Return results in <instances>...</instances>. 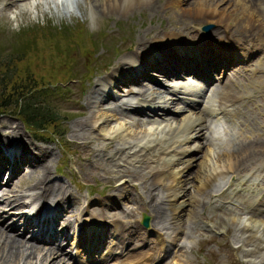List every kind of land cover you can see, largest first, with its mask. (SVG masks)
<instances>
[{
  "label": "rangeland",
  "instance_id": "rangeland-1",
  "mask_svg": "<svg viewBox=\"0 0 264 264\" xmlns=\"http://www.w3.org/2000/svg\"><path fill=\"white\" fill-rule=\"evenodd\" d=\"M110 1L111 0H14V2H8L6 0H0V45L3 48V52L6 54L4 55V53L2 54L1 52L0 65L3 66L2 64H4V61L8 58L7 54L11 50V45L17 44L15 43V40H18V35H24V32L28 31L29 34L26 33L27 37L24 36L26 38L34 37V43L37 45L36 51L29 52L27 56L25 55L23 57V59L19 58L17 59L18 61L11 59L8 61L6 64L8 68L5 67L7 69L5 76L0 73V97L1 93L8 92L12 77L16 74L21 73V75L26 76L23 78L18 75V81L23 84H26L27 82V84H30V82H33V76L30 75L29 71L30 67L37 77L41 75L39 78L42 79L39 82L41 86L43 85L42 89L48 91V93L42 97V100L47 103V106L51 107L58 113L57 116L59 118L58 123L54 125L56 127L53 126L52 129L47 127L40 130L38 135L42 137V139H37L17 114L9 112L11 106H6V108H4V106L0 107L2 110V112H0V140L2 142L5 141V144L0 143L1 147L11 145L19 148L21 152L23 151L25 156H29L26 163L18 168L15 177H13L7 185L0 188H9L21 191L22 193L28 192L34 195L37 189L35 188L34 192H29L30 190H28V187L32 185L31 183L33 181L34 184L36 183L35 175L41 171L40 163L45 162L48 166L47 174H49V182L52 181L51 183L59 184L61 181L60 184L67 186L71 193L74 195L78 194V206L74 203L75 206H72L75 207L74 212L68 216L66 214L64 216L66 221L69 222L67 223L66 228L68 230L67 235L70 230L76 232L81 222L80 219L88 215L86 207L91 209H102L104 215H101V217H103L101 219L105 220L107 223H109L108 221H112L105 211H117L119 212V215L117 221L115 220L117 226L115 232L116 239L113 241H117L116 244L120 246L119 248L122 249L125 247L123 253L126 251L131 252L129 254L132 255L131 257L134 259L135 256L139 257L142 255L149 258L154 251H156L157 247L155 232L165 234L166 236L171 235L170 225H172V221L171 219H168L170 217L171 207L164 205L160 206L155 211V213L158 211L157 217L159 218V221L162 220V222H164L163 224L167 225L163 227H160L158 224L153 225V219L148 204L153 198H162L165 189L160 185L151 183L150 180L152 179V173L147 171V169H144L137 163L120 164L118 160L124 151H132L138 143H142L147 138L149 139L150 136H155L159 129L164 126L167 116H163L164 118L166 117L165 119L157 116L147 119V117L139 113L137 115L144 119H140L141 122L135 117L129 115L125 109H123L124 107H119V101H117V98L118 96L122 97V95L120 94L121 92H116L118 94L117 98H115V96L114 100H105V105L111 109L110 112L113 116L106 117L107 115L109 116L108 111L105 112V115L100 111L95 117V119L101 116H104V119L109 118V125L104 126L105 129L110 130L111 132V134L107 135L103 133L102 129L104 128L101 129V127L96 126V124L91 125L93 124L92 119L86 117L88 103L86 104L85 102V96L93 85H98L97 81L104 73H106V69L117 64L118 60L121 61L123 56L131 53L129 50L131 44H133V41L138 38L139 35L142 36L144 29L147 30L152 27L154 31L159 33L158 38H160L162 30L167 31V29H176L181 25L176 22L177 19L170 17L173 13L177 15V9H173L174 6L172 7L171 4L167 3V0H152L151 2L132 0L130 3L125 0L118 4L114 3L109 7L108 4H110ZM183 2H180L182 8L190 7L193 1L189 0V3H185L187 1L184 0ZM226 2L232 3L230 0H217L214 2L212 6L218 8L221 14L215 15L212 21L203 22L201 25H198V23L194 25L199 29V31L196 32L199 35L196 33L193 34V32L187 30L190 27L183 28L185 30V35L193 40L200 38H210L212 40L215 38L217 40L230 39L236 41L240 47L254 51L252 52L250 59L244 61V65L255 62L261 57V54L258 57L255 55L260 46L253 48L252 43L247 39V37L251 36H248L247 34L250 32V29L247 27L246 29H248V31L240 33L244 35H241L242 37H235L237 34L231 32L235 27H240L245 30V26L243 25V22H239V20L243 19L240 14L229 13L232 20L228 21L229 19H225L224 12H230L231 9V6ZM148 3H153L157 6L155 14L151 15L148 9ZM245 5L246 8L253 10L252 18L247 20L248 22L258 23L259 20H256L258 16L261 20H264V0H249ZM12 14L15 16L14 19L12 18ZM221 15L222 17H219ZM176 17L177 16H175V18ZM219 21L227 22L225 24L226 26H221V23L217 25V22ZM47 24L49 27L66 29L65 36H43V29H47L44 27ZM206 24H211V27L207 32H204L201 29V26ZM162 27L165 29H162ZM216 27L219 32H215L216 29L214 28ZM39 28L42 29V32H40ZM76 29L80 31V35H78V32H74ZM70 30H72V34L68 36L67 33L69 34ZM179 30L183 31L182 29ZM36 36L40 38L37 41H35ZM78 36L80 39L77 40L76 38H78ZM261 36H264V34ZM151 46L152 43L148 45L147 41L143 43L142 48L139 51L141 58L143 57L144 51H147ZM166 48L167 47L164 49ZM56 49L58 50L57 52L54 51ZM234 49L237 50L236 47H234ZM262 58L264 59V53L262 54ZM24 61L28 62L29 64L27 65L29 66L26 68L22 67L23 71H21V69L17 70L19 67L18 64ZM49 63L50 66H53L52 71H49L47 68ZM104 63H108L107 66H110L102 69L101 67ZM253 65L254 64L252 63V66ZM228 67H231V65L229 64ZM148 72L150 73L152 71L148 70ZM2 76L5 80H2ZM116 77H119V75ZM160 77L163 76L160 75ZM258 79L259 80L252 83V85L250 84L251 88L246 91V94L251 99H246L245 103L249 104L251 107V101L254 102V100H261L263 105H261L260 109L264 111V74ZM161 80L167 82L164 78ZM148 84L152 85L151 83ZM131 85L135 86L134 84ZM123 89L124 87L121 86L122 92ZM111 91L113 92V90ZM175 104H177V102ZM245 109L246 110L242 111L243 113L240 114V119H244L245 115H249V117L245 119L248 125L253 126L254 120L258 123V121L264 119V117L258 115V111L254 112V116L248 113L253 110L252 108ZM93 110H96V107H94ZM115 110L118 113L113 112ZM158 112L160 111L158 110ZM170 117H172V115ZM157 118H160V122L157 121ZM134 120H138L139 125H136L138 127H133L130 135H126L122 130H118L121 128V124L123 126L124 123H129L130 121L133 122ZM205 122L206 123L204 124H207L209 121L207 120ZM224 123L225 122H220V120L219 122L217 120H212L210 121V127L204 128L203 131L215 135V133H217L215 130L217 128H222ZM158 125L161 127L154 131ZM211 128L212 131H210ZM235 128L236 126L228 123L225 129L222 130L224 133V135H222V140L227 141L228 131H233ZM59 131L61 134H58ZM37 132L38 131H36V134ZM197 137L196 140L199 141L200 145L198 144L196 147L197 150H194L195 155L193 160H195V162L196 160L201 159L202 150L205 148L204 145L210 141L209 137L206 138V136L202 137V135H199ZM4 138L6 140H4ZM209 143L211 144V142ZM212 145L218 150L216 144ZM27 162L38 163H35L33 167L35 168L33 174L28 172V167H30V165H28ZM195 162L188 169L185 168L184 170L186 182L192 180L193 175L197 172L195 170L197 169V163ZM244 164L246 163L242 162L240 166H247ZM242 167H239V169ZM122 169H126L124 175L121 176L122 178L117 177L118 175L116 176V173L121 172ZM214 175L215 176L210 180L198 186V191L197 189H194L191 192L194 195L190 194L186 196L185 199L187 203L182 206L183 209L179 206V216L175 217L173 222L177 225L176 229L178 228L184 235L182 234L177 241L173 240L172 244L174 245L172 246L170 244V249L168 248L165 250V253H161V255L159 254V257L152 261L153 264H260V262H253L252 259H248L249 257L242 255L237 235V224L230 221L229 216L232 211H230L229 207L231 204L233 209H239L238 211L241 212L243 211L242 209L247 207L252 201V197L255 193L263 195L264 177L258 176L253 180L258 182L255 188L244 189L245 191H237L235 196L232 197V199L236 198L235 202L222 199L220 203H214L212 200V194L217 191L218 187L223 185L224 180L226 179V172L221 171L218 175ZM123 180L125 181L124 187H120L119 185ZM144 180H146L147 183L150 181V184H144ZM113 183L119 186L121 190H124L123 198L116 199L117 192L113 191L115 189H112L114 186ZM204 184H206V186ZM184 189L186 191L187 187ZM187 190L189 191V189ZM217 192H219V189ZM107 193L109 194L105 196ZM110 197L114 198V200L111 198L113 200L112 205L106 203V199L109 200ZM93 198L99 199L98 204H96L97 202L90 201ZM27 199L28 197L24 198L25 201ZM160 201L161 200L159 199V202ZM0 203H2L1 198ZM161 203L164 204V202ZM219 205H226L227 207H213ZM31 206L34 207L35 204H32ZM195 207L196 209H194ZM80 208H82V210ZM141 211L146 212L150 216V226L148 225L145 231L139 222ZM6 217L9 216H0V222H2L3 225L11 224V219L7 222H3ZM119 222L123 224L122 227L118 225ZM19 225L20 222L15 225L18 226L16 229L18 230L17 233L20 232L19 230L22 227ZM147 231L152 232V234H146ZM77 233H79V231ZM104 234L106 243H103L106 244V247L107 244H109L106 241L109 231L104 229ZM83 236L84 233H82V238ZM167 240H169V238H167ZM36 243L40 244L38 246L47 245L39 242ZM86 243V240L82 239V244ZM68 244V242L63 244L65 249L69 248L67 247ZM176 244L179 245L178 249ZM151 250L153 251L151 252ZM91 253L92 252H88L85 249L83 259H81L84 264H89L88 258ZM37 256L38 255H35L34 259H38ZM19 257L16 259V262L10 263L22 264V259L24 257L22 259ZM127 257L128 256L124 253L119 256L118 259L121 262L126 263ZM53 259L57 260L60 264H71L66 250L60 254H55ZM110 260L111 259L109 258L107 261H98L96 264H107ZM0 264H6V262H0ZM31 264H37V261H34ZM76 264L80 263L76 262ZM261 264H264V262H261Z\"/></svg>",
  "mask_w": 264,
  "mask_h": 264
},
{
  "label": "bare ground",
  "instance_id": "bare-ground-1",
  "mask_svg": "<svg viewBox=\"0 0 264 264\" xmlns=\"http://www.w3.org/2000/svg\"><path fill=\"white\" fill-rule=\"evenodd\" d=\"M6 1L14 2V0H6ZM121 1L123 2L125 0H111L108 6L111 7L114 3L118 4ZM126 1H128L129 3L132 2V0H126ZM143 1L151 2L152 0H143ZM183 1L184 0H167V3L171 4L172 7L174 6L173 9H177L176 10L177 15L173 13V15H171L170 17L177 19L176 22H178V24L181 25L178 26L179 28L167 29V31L162 30V34L160 35L161 36L160 38H158L159 33L157 31H154L152 27L147 30L144 29L142 36L139 35L138 38H136L133 41V44H131L130 46L129 50L131 51L132 54L128 53L126 56H123L121 58V61L118 60V63L114 64L112 67L109 65L110 67L109 66H108L109 68L107 67L108 69H106V73H104L102 77L98 79L97 81L98 85L96 86L93 85V87L89 90V92L85 96V102L86 104L88 103L86 117L88 118L90 117L92 119L93 124L91 125L96 124V126H100L101 129L104 128V126L109 125L108 122L109 118L104 119V116H101L95 119L96 114L102 111V113L105 115L106 114L105 112L108 111L109 116L107 115L106 117L113 116V114L110 112L111 109H109L105 105V100H114L115 98H117L118 94L116 92H121L120 94L122 95V97L118 96L117 98V101H119L118 102L119 107H124V109L127 112L131 113L130 111L132 110L137 112L145 110V113L147 115L149 113L151 115L152 114L155 115L156 113L155 109L158 108L160 112H158L157 109V113L159 115L158 114L156 115L162 118L163 116L168 115L167 111L171 112L170 105L174 103V99L180 98L181 107L179 106L180 109L177 110L176 113L173 112L177 116H173V115L172 117L168 116L166 118V122L164 126L161 129H159L158 133L155 136H150L149 139L147 138L142 143H138L134 147L135 149L132 151H124L120 155L118 160L120 164L137 163L144 169H147V171H150L152 173V179L150 180L151 183L160 185L165 189L164 196L162 198H153L148 204L149 211L153 219L152 220L153 225L158 224L160 227L166 226L167 224L164 225L163 224L164 222H162V220L159 221V218L157 217L158 211L155 213L157 208L164 205L170 206L171 207L170 217L167 218L171 219V221L174 220L173 217L177 214L179 210V206L182 207L186 205L187 203L185 199L186 196L192 194L191 192L194 189H197L198 186L210 180L213 176H215L214 174L218 175L219 172L221 171L222 172L225 171L226 173H229V177L224 180V183L220 188L219 194L217 195V197H215V200L219 201L220 198H227L235 202L236 198L232 199V197L235 196L236 191L238 189L244 191L245 188L247 189L255 188L256 184H254L253 181H249V179H251V176L253 177L259 176L261 174L260 171L264 169V120H262L263 124L257 123L256 126H252L251 130L248 131L241 126V124L243 123H237L235 117V114L241 111V105L244 103L245 94H241V93L240 94L237 93L236 95L230 94L229 93V91L231 90L230 84H227L226 86H222L220 80L217 83V89L215 90L214 95H211L208 98L209 102L206 103L205 101L206 105L198 107L196 110L193 111L191 108L195 106L197 102H193V103L190 102V104L186 106L183 103L184 100L181 98L183 97V93L186 89L184 85L182 84L178 85L174 83L173 85L170 86V88H168V86H164L161 82L159 83L157 79L149 78L147 76V70L149 69L152 72L155 71L158 75L162 74L163 72H166L167 77L174 75L173 73L174 71H171L170 69H175L178 70L179 72L188 73L192 70V64H194L195 61L198 60V58H200L201 64L198 65L197 67L193 65L194 69L201 68L203 63H205L206 65L209 64L211 67H214L216 65L226 64L222 60H225L228 64L229 61H231L230 59L235 60L237 58H244L246 55L245 54L246 52H244L243 50L246 48L237 47L234 44L232 45L230 44V47L226 45H221L218 42V40L215 38H213L210 41H206V39L200 38L198 41L194 42L192 38H189L187 35H185V30L183 28L190 27L187 30H190L194 34L197 31H199V29L196 26H194L195 24L198 23V25L199 24L201 25V23L203 22L212 21L215 15H220L221 13L218 8L212 6L214 2L217 0H192L193 2L190 5V7L182 8L180 6V2ZM185 1H187L185 3H189V0H185ZM230 1L232 3L226 2L231 6V9L230 12H224L225 19L227 20L229 19L228 21L232 20V17L231 15H229V13L240 14L243 19L239 20V22H243V25L245 26V30H243L240 27H235L232 29V31L231 30L230 31L234 34H237L235 35L236 37L241 35L244 36L243 34L240 33H242L243 31H248L246 27L250 29L249 30L250 32L247 34L248 36L250 35L251 36L247 37V39H249L250 43H252L253 48L260 46L259 50L257 51V53H255V55L258 57L261 54V57L254 64H256L255 67L257 68V70H260L261 72L264 73V59L262 58V54L264 53L263 52L264 36H261L262 34H264V20H261L258 16L256 19L259 20L258 23L247 21L252 18V14H253L252 13L253 10L246 8L245 5V3L247 4L249 0H230ZM259 3L261 2L259 1ZM148 4H149L148 9L151 15L155 14V12L157 11L156 9L157 6L153 3L152 4L148 3ZM175 16L177 17L175 18ZM219 17H222V15ZM220 23L221 26H226L225 24L227 22L219 21L217 22V25H219ZM162 29L165 28L162 27ZM179 29H182L183 31ZM214 29H216L215 32L218 31L217 27ZM146 41L148 42V45L152 43V46L149 49H147V51H144L142 57L143 59H142L140 57L139 51L142 48L143 43ZM225 43L227 44L229 43V41H225ZM165 47L167 48L164 49ZM168 47L170 50H167ZM207 47H211L212 52L205 50V48ZM234 47H236L238 51L234 49ZM252 52L254 51H251L249 55H251ZM224 54L226 55V57ZM186 57H191V58H187L186 60H184V58ZM218 59H222V60H218ZM206 61H208L209 63ZM167 72L170 73L167 74ZM198 73L202 74V72H200L199 70ZM117 75H119L118 78L116 77ZM141 77H145V78L147 77L149 80L153 81V83H156L155 86L153 87L142 86L140 83L137 82V80H139ZM135 83L138 84L136 85ZM131 84H134L135 86ZM158 84H160V87L163 90H159L160 87H158L159 86ZM121 86L124 87L123 92L121 91ZM111 90H113V92ZM164 90H167L170 94H167V92H165ZM192 98L193 100H199L198 97H192ZM94 107H96V110H93ZM216 110H219L223 119H228L231 123L237 125V129L231 133L232 136L230 137V141L232 142L228 144L226 143V141H223L220 137H213L214 143L212 141V144H215L216 142H220L222 147L216 144L218 147L217 148L218 150H216L212 145L209 144V142H207L204 145L205 146L204 150H202L201 159L196 160L195 162V160H193L194 154L192 152L194 148H196L199 144V141L196 140L198 138L197 136L202 135V137L206 136V138L213 136L212 134H210V132L205 133L203 129L210 127V121L207 124L204 123H206L205 121H207V116L210 115L211 112H214ZM113 112L118 113L116 110ZM130 115H135V114H130ZM136 118L139 121H141L138 117ZM138 120H134L133 122L130 121L129 123H124L123 126L121 124L120 125L121 128H119L118 130H122L123 132L126 133V135H130L133 127L134 128L138 127L136 126L139 125ZM160 127L161 126L158 125L154 129V131L158 130V128ZM102 130L104 134L107 135L111 134L110 130H107L105 128ZM193 135L195 136L191 138ZM4 140L6 139L4 138ZM0 143L5 144V141L2 142L0 140ZM40 151L43 153L41 149ZM5 152H7L6 146L1 147L0 145V174L8 173L7 175L10 177L8 181H11L13 177H15V174H17L18 172V168H19L18 165H22L26 163L27 156H25L22 153L18 155L16 161L11 160L10 162H7L4 157ZM15 154L16 153H13V158L15 157ZM194 162L197 163L198 170L195 169L197 172L196 174L193 175V179L186 182L185 181L186 178L184 177L185 176L184 170L185 168L188 169ZM242 162L246 163L244 165L249 166V168H246L245 172L243 173V174H249L248 177H245V175L243 174L240 175V173L242 172L241 170L247 167V166L245 167L240 166ZM254 162L255 165L250 167V165L253 164ZM9 163L11 166L13 165L12 172L7 168L9 166ZM27 163L31 167V168L28 167V172L30 174H33L35 169L33 167L37 162H32V163L27 162ZM239 167L242 168L239 169ZM40 170L41 171L35 175L36 183L34 184L33 181L31 183L32 185L28 187V190H30L29 192H34L35 188L37 189L34 195L29 193H22L21 191L12 190L9 188L6 189L0 188V198L2 199V203H3V204L0 203V205L1 204L3 205V206L1 205L0 207V216L4 217L11 215L10 217H6L3 222L5 221L7 222L10 219L13 220L12 225L9 224L3 225L2 222H0V262H6V264L10 262H16V259H18V257L20 256L19 257L20 259L24 257L22 259V262L27 264H31L34 261H37V264H60L58 263L57 260L53 259L55 254H60L62 253V251H60V245L57 242H55V240L53 239L56 237L55 234L56 231L54 230L53 227L51 228V225L53 223V220L55 219L54 216H57L59 214L57 207L60 206V212L63 214V216H64V211L67 216L74 212L75 207L72 206H75V204L78 206L77 204L78 194L74 195L73 193H71L67 188V186L60 184L61 181L59 184L51 183L52 181L49 182L50 180L48 177L49 174H47L48 166L45 164V162L40 163ZM125 170L126 169H122L121 172L116 173V176L118 175L117 177L122 178L121 176L124 175ZM150 181L149 183H147L146 180H144V184L147 183L149 185ZM8 183L9 182H7L6 185ZM124 183L125 181L123 180L119 186L124 187ZM204 185L206 186V184ZM119 186L115 184L113 186V189H115L113 191L117 192L116 199L123 198L124 196L123 194L124 190H121ZM185 187H187L189 191L187 189L185 191L184 189ZM233 192L234 195L230 196V193ZM258 194L259 193H255L252 200L255 198V196H258ZM27 196L29 197V200H38L39 202H45V201L49 202L51 205L45 206L43 208V210L48 212V214L46 216L45 215L40 216L42 211H40L38 207L33 211V213H30V215H25V214L23 215V212L14 213L16 212L15 207L17 208V206L19 207L23 206V204L25 203L24 198ZM111 198L114 200L113 197H110L109 202L113 201ZM159 199L161 200L160 202ZM90 201L97 202L96 204H98L99 199L93 198ZM161 202H164V204H162ZM229 208L230 211H232L229 216L230 221L235 222V224H237V231H238L237 235H238V240L240 242L242 255L249 257L248 259L250 260L252 259L253 262H260L261 264V262H264V254L261 255L262 251H264V218H262L259 215L257 209H261V210L264 209L263 201L261 200L258 203H254V205L250 203L248 207H245L244 209L241 208L243 210L241 212L238 211L239 209L237 210L233 209L231 204ZM80 209L82 210V208ZM194 209H196V207ZM92 210L94 212H92ZM86 212L88 213V217H82L81 219L88 220V222L91 221L97 222L98 220H100L101 215H104L102 209L100 208L91 209L86 207ZM105 213H107V216L110 218L111 221L116 223L119 212L105 211ZM50 214L51 216H49ZM28 216H33V218L37 220V224L32 226V228H37L39 233L47 235L46 238H42V237L37 238L35 234H32L31 238L33 239V241L37 240V241L46 242L47 243L46 246L43 245L38 246L34 242H31L29 239H27L22 234V232L17 233V231L14 230L13 227L15 226V223L20 220L17 219L22 217L21 219L24 222L23 218H26ZM178 216H179V212H178ZM41 217L43 218L41 219ZM45 220H47L46 224H44ZM48 220L51 222V224ZM55 221H57V219ZM58 222H59V225L57 226L58 228L61 227V225L64 226L67 225V223H69L64 218H59ZM29 223L30 220L26 219L25 224L22 223L21 225L24 224L23 227L25 228L26 225H28ZM98 223L101 226L99 221ZM118 225H120L121 227L123 226V224H121L120 222ZM92 227L90 225H87L86 227H84V231H89L92 229ZM176 227L173 225L171 226V235H172L170 236L171 240H174L175 238L180 237L183 234V233H179L177 231L179 229L178 228L176 229ZM93 229H96V227L94 226ZM85 233L87 232H84V234ZM60 234L63 235L62 232H60ZM85 238L88 241V243H90L91 237H89L88 234L85 235ZM155 239H158V243H159V248H158L159 250L154 255V258H157L159 252L164 253L165 245L163 244L165 242V239L163 235H159L157 232H155ZM92 245L94 244H91L89 247H92ZM254 249L256 253H254ZM152 251L153 250H151V252ZM129 253L131 252L126 253V256L128 257L125 264L147 263L146 261L147 259H145L143 255L139 257L135 256L134 259L131 257L132 255H130ZM35 255H38L37 256L38 259H34ZM151 260H153V258H151ZM114 264H120V263L116 262Z\"/></svg>",
  "mask_w": 264,
  "mask_h": 264
},
{
  "label": "trees",
  "instance_id": "trees-1",
  "mask_svg": "<svg viewBox=\"0 0 264 264\" xmlns=\"http://www.w3.org/2000/svg\"><path fill=\"white\" fill-rule=\"evenodd\" d=\"M47 29H43L44 32L42 33L43 36L47 37H63L65 36V31L66 29L62 28H54V27H49L47 24L46 26ZM43 28V27H42ZM53 29V30H52ZM40 32H42V29H40ZM72 30H70L69 36ZM74 32H78V35H80V31L76 29ZM73 32V33H74ZM26 33L29 34L28 31L24 32V35L26 36ZM23 34L21 36H17L18 40H15L16 45H11L10 47V52L7 54L6 61L5 63L2 64L3 66L0 65V73L4 74L7 71V63L11 59H14V61H18L17 59H23V57L29 53V52H34L36 51L37 45L34 43V37L33 38H26ZM40 39L39 37H35V41ZM77 40L80 39L79 36L76 38ZM14 43V44H15ZM57 52L58 50H54ZM4 53L3 50L1 49L0 45V54ZM53 58V57H52ZM28 62H20L18 64V69L17 70H22V67L26 68L29 65ZM6 67V68H5ZM47 68L49 71H52L53 66L47 65ZM30 75L33 76L32 81L30 84H23L22 82H19V76L20 77H26L24 75H21V73L16 74L12 77V80L9 85V90L7 93H1L0 97V107L4 106H11L9 112H14V114H17V116L23 121V123L26 125V127L30 130V132L33 134L34 137L38 139H42L38 135L40 133L39 131L45 128H51L58 123L59 118H58V113L54 111L51 107L47 106V103L42 100V97L48 93L46 89H42L43 85L41 86L40 82L42 78L41 75L39 77L36 76L35 72L30 69ZM19 75V76H18ZM2 80H5V78L2 76ZM4 96V97H3ZM39 98V99H38ZM0 112L2 110L0 109ZM56 127V126H54ZM36 131L37 134H36ZM58 134H61L59 131Z\"/></svg>",
  "mask_w": 264,
  "mask_h": 264
},
{
  "label": "water",
  "instance_id": "water-1",
  "mask_svg": "<svg viewBox=\"0 0 264 264\" xmlns=\"http://www.w3.org/2000/svg\"><path fill=\"white\" fill-rule=\"evenodd\" d=\"M147 216L143 215V222L146 224Z\"/></svg>",
  "mask_w": 264,
  "mask_h": 264
},
{
  "label": "clouds",
  "instance_id": "clouds-1",
  "mask_svg": "<svg viewBox=\"0 0 264 264\" xmlns=\"http://www.w3.org/2000/svg\"><path fill=\"white\" fill-rule=\"evenodd\" d=\"M12 18H13V19L15 18L14 14H12ZM14 27H15V25H14Z\"/></svg>",
  "mask_w": 264,
  "mask_h": 264
}]
</instances>
